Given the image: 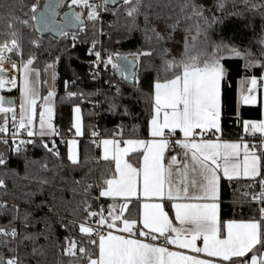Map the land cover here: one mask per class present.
Masks as SVG:
<instances>
[{"label": "snow or ice", "instance_id": "6c2138e0", "mask_svg": "<svg viewBox=\"0 0 264 264\" xmlns=\"http://www.w3.org/2000/svg\"><path fill=\"white\" fill-rule=\"evenodd\" d=\"M247 3L248 0H245ZM60 0H49L43 6L40 0H34L29 10L24 13L29 19L21 20L14 15L17 4L7 5L13 11L9 12V31L5 33L8 39L0 43V89L6 85L17 86V78L12 76L6 79L7 70L4 68L6 62H11L14 70L20 71L19 90L22 97L20 105V117L17 120L15 114L14 101H5L0 96V113L4 114V123L0 125V143L8 145L9 133L7 114L11 113L12 127L15 131L11 132L12 147L11 151L15 155L26 152L27 145L34 144V140L16 139L21 129L25 130L29 137L39 135H54L56 130L53 126V107L51 106L54 91H49L46 97H43L44 106L39 113V130L33 131L36 118V104L38 90L36 80L39 77V71L30 67L33 64V58L26 61L21 58L18 68L15 61H11L6 53H15L21 55V46L19 43L20 34L13 29V23L16 21L24 27L30 25L37 32H43L52 27V14L55 7H58ZM117 4V0H102L101 3H89V0H71V5H76L86 9V20L96 22L100 19L101 10L118 14V9L109 8L108 5ZM142 0H122L121 7L125 8L127 17L131 18L133 23L128 25V30L132 31L135 19L140 15ZM69 6V13H65V23H75V26L83 30L86 27L84 12L72 11ZM151 7V5H147ZM23 9L24 5L19 4ZM181 12L186 9L191 11L185 14L186 20L198 18L195 28L196 35L192 36V44H189L190 29H185L184 51L179 58L172 57L168 59L169 49H163L160 56L161 66L157 77L152 83V111L149 125L150 139H103L99 144L103 145V154L101 159L109 164H114V168L106 169L102 173V185H95L100 188L99 196L108 197L116 200L120 198L124 201L121 204H109L107 215L105 209L101 206L99 212L92 211L87 198L81 201L84 221L79 224L80 233L86 234L84 240L78 247L77 242L65 237V247L63 253L74 257L77 252L82 260L87 264H264V174H262V157L264 149L260 154L255 150L256 145L250 149L249 144L243 142H230L222 140L220 123V96L221 85L227 77V69L223 61L229 58H239L244 61L245 71L252 68L264 70V60L253 59V53L250 50H241L221 38L219 41H212L210 31L213 26L223 21L212 16H205L206 9L203 4L196 3V0H184L180 6ZM218 10L223 9V4L217 0ZM264 8V4L251 5V10ZM234 14V13H233ZM159 18V17H157ZM145 39L151 40L148 36L149 18L144 14ZM202 21V23L200 22ZM180 21L166 24L171 32H174ZM111 26V25H110ZM157 41L164 40V36L156 30L150 29ZM171 32L168 38L171 39ZM61 35H68L63 29H60ZM203 37L199 40V37ZM72 39H76L75 33H72ZM199 42L201 50L193 54L196 43ZM34 45L37 40L31 41ZM89 49L90 54H94L96 61L94 63L103 64L105 70L111 66L113 75H118L124 81H131L133 86L139 83L138 70L142 56H151V52L137 51L127 55L119 52H108L106 58L101 57L99 51ZM264 45V39L260 41ZM211 48L209 52L208 49ZM261 56H264V48L261 50ZM52 67V65H48ZM161 72L163 76H161ZM98 75V73H94ZM55 78V74L53 76ZM264 80V71L259 78ZM243 85L250 84L246 88L248 94L242 95L245 104L255 103V92L258 85L256 76L245 77L241 82ZM119 93V88H117ZM76 93L69 92L72 97ZM5 104L8 107H5ZM76 113L74 127L76 134H81L80 109H73ZM127 114V112H125ZM239 119V117H238ZM243 130L248 134L260 133L264 135V119L260 121L244 120ZM178 131L182 138L178 137ZM207 133L216 137L205 138ZM122 135L114 133V135ZM93 136L98 133L93 132ZM199 137V139H197ZM73 148L69 149L68 160L72 165H78L79 160L74 151L75 141L69 142ZM93 143H97L93 141ZM123 143L124 147H121ZM42 147L55 156H59L58 151L49 148L46 143ZM179 149V152H177ZM176 152V155H168L169 151ZM130 154H136L142 158L141 162L133 165L129 159ZM178 157H180L178 159ZM35 163V161H33ZM8 160L3 153H0V168H7ZM28 167V161L25 160V168ZM46 168L47 166L44 165ZM13 175H17L15 170H11ZM223 178L229 182L240 178H245L253 182H258L260 192L252 194V200L261 204L259 208L260 218L255 217L249 220H228L222 221L219 216V182ZM191 174V178H189ZM4 175H8L5 171ZM27 178V177H25ZM257 178L259 180L257 181ZM46 183V181H41ZM80 185L81 181H73ZM93 184H85L83 191L87 197ZM254 183H249L248 188H254ZM0 189H5L7 195V185L4 179H0ZM73 193L76 189L71 190ZM245 196L249 193H244ZM135 197L140 203V211L136 218H130L125 215L129 209L131 199ZM53 199L55 197L53 196ZM99 199V197H93ZM158 199L160 202H151ZM170 202L175 210V220L179 226L173 223L169 214L164 210L163 201ZM43 205H38V207ZM9 205L6 201H0V215L8 210ZM14 209L11 218L7 224L0 225V247L7 248L10 255L5 256L0 253V264H22L15 247H10L22 237L21 243L30 240L35 244L38 238L37 234L21 233L15 227L17 220L25 228L29 226L31 213H25L21 218L19 208L12 205ZM118 209V211H117ZM49 212L54 209L49 207ZM80 211V207L73 209V213ZM93 220L95 226L87 224V221ZM61 227L67 230L68 225L62 221ZM73 227L75 221H69ZM51 228V224L46 225ZM45 239H48L45 236ZM163 239L168 245H175L181 249H188L197 255H187L179 251H172L168 247L160 245L158 241ZM201 241L202 246L197 242ZM88 245V247L85 246ZM37 248H32V254H37ZM203 254L205 258H200ZM216 258V259H212Z\"/></svg>", "mask_w": 264, "mask_h": 264}, {"label": "trees", "instance_id": "16d2710c", "mask_svg": "<svg viewBox=\"0 0 264 264\" xmlns=\"http://www.w3.org/2000/svg\"><path fill=\"white\" fill-rule=\"evenodd\" d=\"M45 0H40L42 6ZM34 0H0V39L9 38L5 35L9 31L7 24L9 12L13 10L7 5L17 4L14 15L21 20L29 19L24 13L29 10ZM184 0H142L140 15L135 19L132 31L128 30V25L133 23L127 17L125 8L118 4V14L113 15L110 11L104 16L101 25L102 34H99V27L93 22L87 21L86 27L76 33L73 40L65 35L61 40L51 36H38L32 30V22L28 27H24L16 21L13 29L20 34L19 43L21 55L9 53L11 61H15L20 66V60L25 61L33 58L31 67L39 71V97L36 104V116L40 111V105L46 94V71L45 68L51 63H56L55 96L53 100V126L56 130L55 137H60L63 145L59 147V156H55L42 147L43 143L48 146L53 143L48 138L35 137L34 144L27 145V151L20 155H15L11 151V145L0 143V153H3L8 160L7 168H0V179H4L7 185V195L5 189H0V201H6L9 205L8 210L0 215V225L7 224L14 211L12 205L19 208V215L31 213L29 226L27 228L17 220L15 227L19 232L37 234L38 238L33 244L30 240L21 243L22 237H18L10 247H15L22 264H87L82 260L80 254L74 257L63 253L65 237L72 238L79 245L86 240V234L80 233L79 223L84 221L85 213L81 201L87 198L92 211H97L105 202L96 197L98 187L102 185V173L106 169L114 168L113 164L105 161L98 163L91 162L93 156H98V148L93 143L90 134L95 128L100 129L102 137L114 136L120 133L125 138H143L147 136L148 121L152 111V83L157 77L161 66L160 56L163 49H169L168 59L179 58L184 51L185 29L189 28V44H192V36L196 35L195 24L198 18L186 20L185 14L190 12L186 9L181 12V5ZM223 4V9L216 7L217 0H196V3L203 4L206 9L204 15L211 18L216 16L223 22L217 23L210 31L212 41H225L237 46L241 52L250 50L254 55L253 59L264 60L261 50L264 45L260 43L264 39V8L251 10V5L264 4V0H219ZM24 5L23 9L19 4ZM64 1L61 4V11L65 10ZM147 5H151L148 7ZM110 8V7H109ZM77 12L78 9H75ZM147 13L149 23L148 36L152 39H145V20L144 14ZM234 13V14H233ZM159 17V18H157ZM180 21L174 32L166 27V24ZM202 23V21H200ZM111 25V26H110ZM155 27L165 38L157 41L150 29ZM171 32V39L168 33ZM72 35V34H70ZM33 39L37 44L31 43ZM202 40L203 37H199ZM101 41L104 56L108 52H119L127 55L137 51H150L151 56H142L138 70L139 83L134 86L124 83L115 75H103V83L99 87L92 80L95 66L92 57L87 54L90 45L95 41ZM201 50L199 42L193 49V54ZM208 51H211L209 47ZM227 69V77L221 85V128L222 140H239L242 133L241 123L243 120L259 118V105L256 107H242L237 113L236 110V85L237 81L243 77L256 76L262 74V69L252 68L245 71L244 61L239 58H229L223 61ZM161 76L163 73L161 72ZM99 88L101 91V110L98 112L88 103L93 102L98 97ZM119 88V93H117ZM73 92L77 95L69 97L68 93ZM78 106L80 109L82 135L78 140V165H72L67 158L66 141L73 134L72 131V109ZM127 112V114H125ZM100 113V114H99ZM239 117V119H238ZM7 118L9 115L7 114ZM4 123V114L0 113V124ZM55 142V141H54ZM137 156H135L136 158ZM28 167L25 168V160ZM264 159V157H263ZM35 161V163H33ZM137 164V162H135ZM44 165L47 167L45 168ZM11 170H15L17 175H13ZM7 171L8 175H4ZM264 174V169H262ZM27 177V178H25ZM81 181L76 185L73 181ZM46 181V183H41ZM93 184L90 194L85 196L83 188L85 184ZM250 180H228L221 179L219 185L220 199V219L228 220H249L255 217L260 218L258 207L250 202L252 194L256 192L254 188H248ZM76 189L73 193L71 190ZM249 193L245 196L244 193ZM53 196L55 199H53ZM38 205H43L38 207ZM80 207V211L73 213V209ZM49 207L54 210L49 212ZM132 208V207H131ZM132 217V214H129ZM68 225L67 230L61 227V223ZM69 221H75L73 227ZM51 224V228L46 225ZM45 236L48 239H45ZM86 247L88 245L85 244ZM37 248V254H32V248ZM0 253L5 256L10 255L7 248L0 247Z\"/></svg>", "mask_w": 264, "mask_h": 264}, {"label": "crops", "instance_id": "0c3cea01", "mask_svg": "<svg viewBox=\"0 0 264 264\" xmlns=\"http://www.w3.org/2000/svg\"><path fill=\"white\" fill-rule=\"evenodd\" d=\"M17 63V62H16ZM17 66H18V63H17ZM31 67V66H30ZM18 68H19V66H18ZM18 73H19V71H18ZM262 75V74H261ZM261 75L259 76V77H257L258 78V81H260V83H261V86H260V88H257L256 90H255V92L254 93H252L253 95H255V97H256V100H255V103H253V104H245L244 102H243V100H242V95H246V94H248L247 92H246V88H248V87H250L251 85L250 84H248V85H243V84H241L240 82L245 78V77H243V78H241V79H239L238 81H237V85H236V110H237V113H239V111H240V109L242 108V107H256V106H260L259 107V118H254V119H248V120H253V121H260L261 119H264V80H260L259 78L261 77ZM18 77H19V75H18ZM18 80H19V78H18ZM46 80V79H45ZM38 86H39V81H38V78H37V80H36V88H37V90H38ZM18 89H19V85L17 86V94H18ZM38 93H39V90H38ZM54 93H55V88H54ZM55 96V95H54ZM38 97H39V95H38ZM37 100H38V98H37ZM53 100H54V98H53ZM220 106H221V96H220ZM220 110H221V107H220ZM39 114V113H38ZM37 117L38 116H36V118L35 119H37ZM220 120H221V118H220ZM244 121V120H243ZM243 121H242V123H241V126H242V133H243V135H242V137H243V142H246V143H248V139L246 138V136H249V135H256V136H258L259 138H261V141H262V143H261V150L262 149H264V135H262V134H260V133H255V134H248V133H245L244 132V130H243ZM81 127H82V124H81ZM72 131H73V128H72ZM82 131V130H81ZM57 134V133H56ZM56 134H54V135H52V137L53 136H55ZM73 135V134H72ZM71 135V136H72ZM70 136V137H71ZM178 137L179 138H182V134H180L179 133V131H178ZM241 137V138H242ZM44 138H46V137H44ZM81 138V136L80 137H78L77 138V141L79 140ZM151 137L149 136V125H148V130H147V136L146 137H143V138H125V137H122L121 135H114V136H108V137H103L100 141H102L103 139H116V140H120V141H123V140H128V139H150ZM241 138L239 139V140H235V141H230V142H240L241 141ZM197 139H199V137L197 138ZM228 141V140H227ZM77 144H78V142H77ZM121 147H124V145H123V143H121V145H120ZM77 147H78V145H77ZM250 147V146H249ZM250 149H252L251 147H250ZM255 150L257 151V153L258 154H260V152H259V149H257V148H255ZM66 153H67V150H66ZM102 154H103V145L102 144H98V158H99V160L100 161H103L102 159H101V157H102ZM168 155H173L172 153H171V151H169V153H168ZM135 156H137L136 154H130V157H126V159H129L130 160V162L131 163H133V165L135 166V165H137L135 162H141L142 161V158H140V157H136L135 158ZM77 157H78V155H77ZM68 158V157H67ZM180 157H178V159H179ZM113 166H114V164H113ZM261 171H262V169H261ZM263 172V171H262ZM189 178H191V174H189ZM221 179H225V178H223V176H222V173H221ZM259 178H257V180H258ZM225 180H227V179H225ZM237 180H248V179H245V178H240V179H237ZM219 185H220V182H219ZM99 192H100V188H99V191H98V195H99ZM99 198L102 200V201H104L105 202V206H104V209H105V215H107V209H108V205L109 204H113V203H116V204H121V203H124V201L122 200V199H120V198H117L116 200H113L112 198H108V197H100L99 196ZM144 201H143V199H141V201L138 203L137 202V200H136V198L135 197H133L132 199H131V203L129 204V209L128 210H126V212H125V215H129V214H132L131 216L132 217H130V218H136L137 217V215H138V213H139V211H140V203H143ZM151 202H160L158 199H154L153 201H151ZM219 205H220V199H219ZM163 206H164V210L169 214V218L170 219H172L173 220V223L176 225V226H179V224H178V221H176L175 220V210L171 207V204H170V202H168L166 199L163 201ZM132 207V208H131ZM117 211H118V209H117ZM219 214H220V207H219ZM130 216V215H129ZM197 244H198V246H202V242L201 241H198L197 242ZM170 250H172V251H179V252H181V253H184V254H187V255H197V254H195V253H192L190 250H188V249H181V248H178V247H176L175 245H169V247H168ZM200 255V258H205L204 256H203V254H199ZM212 259H216V258H212Z\"/></svg>", "mask_w": 264, "mask_h": 264}, {"label": "built area", "instance_id": "2783aa9c", "mask_svg": "<svg viewBox=\"0 0 264 264\" xmlns=\"http://www.w3.org/2000/svg\"><path fill=\"white\" fill-rule=\"evenodd\" d=\"M102 0H89V3H101ZM71 5V0H66V3H65V10L69 8V6ZM71 8H74V9H77V8H80V7H77L76 5H71ZM87 11V10H86ZM107 12H104L101 10L100 12V19L96 22V24L98 25L99 27V34L101 36L102 34V31H101V25L102 23L104 22V16ZM91 22V21H90ZM68 37L70 36V34L67 35ZM89 49H93V43L90 45V47L88 48L87 50V54L89 56L92 57V60H93V64L95 66V69H94V73H98V75H94L93 73V76H92V80L99 85V87L101 86V84L103 83V75L105 74V72H109V75H113L112 73V69L111 68H108L107 70H105L103 64H97V63H94L96 61V57L94 54H90L89 52ZM94 51H99L101 53V57L103 58V50H102V45H101V41L99 40V42L95 43V47H94ZM6 55L9 56V53H6ZM111 69V70H110ZM261 86V83L260 81H258V85H257V88H260ZM4 97V99L6 100V98H9L10 96L13 97L14 99V104H15V114H16V117H17V120L19 119L20 117V105H21V99L18 95L12 93V91H9V92H5L4 95H1ZM98 100H95L93 102H89L90 105L93 106L94 109H96L98 112H100V109H101V106H100V100H101V91H100V88H99V92H98ZM5 107H8V105H5ZM100 114V113H99ZM9 115V118H8V128H9V133L7 135V138L9 140V143L10 145L12 146V139H11V132L12 131H15V129L12 127V120H11V113H8ZM3 123H1L0 125H2ZM93 132H96L98 133L97 136H93L92 133ZM0 135H4V134H0ZM219 135V134H217ZM36 136H33V137H29L26 133L25 130L21 129L20 132H19V135L16 139V143L19 144V141L20 140H28V139H34ZM90 137L92 138L93 141H96L97 143H95L96 147L98 148V144L100 142V140L103 138L101 133H100V129L97 127L95 128L94 131L91 132L90 134ZM205 138H212V139H215L216 137L212 136L211 133H207ZM246 138L248 139V144L249 146L252 148L253 145H256V148L259 149V152L261 151V138H259L258 136L256 135H249V136H246ZM51 142V143L48 147L49 148H53V145H55L54 147V151H58L59 152V147L63 145V141L60 137H55V138H48ZM55 141V142H54ZM171 151V150H170ZM177 152H179V149H177ZM173 155H176V152H171ZM91 162H96L98 163L99 162V158L98 156H93L91 158ZM262 169H264V159L262 157ZM259 180V179H258ZM257 180V181H258ZM254 189L256 190L255 193H259L260 192V186H259V183L258 182H254ZM98 191H99V187H98ZM98 191H97V195L96 197H99L98 195ZM254 193V194H255ZM250 202L255 204L257 207H258V210L259 208L261 207V204H259L258 202L256 201H253L252 198L250 199ZM100 208H98L97 212H99ZM260 214V213H259ZM83 222V221H80L78 222L79 224ZM87 224L88 225H91V226H95L93 220H89L87 221ZM69 238V237H68ZM69 239H72V238H69ZM158 243L160 245H163V246H166V247H169L168 244H166V242L161 239L160 241H158Z\"/></svg>", "mask_w": 264, "mask_h": 264}, {"label": "rangeland", "instance_id": "374dc122", "mask_svg": "<svg viewBox=\"0 0 264 264\" xmlns=\"http://www.w3.org/2000/svg\"><path fill=\"white\" fill-rule=\"evenodd\" d=\"M77 9H78L77 12H84V15H85V18H86V13H87L86 9H82V8H77ZM69 38H72V35H70ZM5 39H8V38H1L0 39V43H2ZM106 56H104V54H103V58H106ZM7 63H8L7 64V67H4V68H9L8 69L9 72L12 73L13 75H16L17 74L16 75V78H17V86L20 85V75H21L20 71L18 73V70L12 69L11 62H7ZM49 65H52V67H48V65H47V67L45 68V71H46V80H45L46 94L44 95V97H46L48 95V92L49 91H54V88H55V81H56V63H51ZM109 68H111L110 65H109ZM54 74H55V78H53ZM105 74H108L109 75V72H105ZM18 75H19V77H18ZM18 78H19V80H18ZM17 86L14 88V90H12V93L18 95L20 97L21 103H22V97H21L20 90L18 89V94L16 93L17 92L16 91L17 90ZM4 93H5L4 91L2 92L0 90V96L1 95H4ZM53 98H54V96L52 97V101H51V106L52 107H53ZM96 100H98V98ZM101 101L102 100H100V106H101ZM89 102H92V101L90 100ZM43 106H44V100H42V102H41L40 111H42ZM76 107H78V106H75L74 108H76ZM91 107L93 108L92 105H91ZM73 109H72V128H73V135L71 137H69L67 139V141H66L67 157H68V154H69V149L70 148H73V145H71L69 143L70 141H75L76 142L75 145H74V151L78 155V147H77V145H78L77 142L78 141H77V138L82 135V131H81V134L80 135H77L76 134V129L74 127L76 113L73 111ZM40 111H39V113H40ZM37 116H38L37 119H35V121H34L33 131H37L38 132V130H39V114ZM79 116H80V113H79ZM80 122H81V116H80ZM81 130H82V127H81ZM35 136L36 137H39V138H44V137H46V138H52V135H45L43 137H41L39 135H35Z\"/></svg>", "mask_w": 264, "mask_h": 264}, {"label": "water", "instance_id": "95a60500", "mask_svg": "<svg viewBox=\"0 0 264 264\" xmlns=\"http://www.w3.org/2000/svg\"><path fill=\"white\" fill-rule=\"evenodd\" d=\"M66 1V0H60L59 6L55 7L53 10V14H52V27L50 29H46L43 32H37L33 27L32 30L40 37H44V36H51L55 39L61 40L65 35H61L60 33V29H63V31L65 33L68 34H72V33H78L80 31V27L75 26V23H65L64 22V17H65V13H69V8L66 10L61 11V4ZM49 0H45L42 4V6L45 3H48ZM122 3V0H117V4L112 5L109 4L108 7L110 8H114L116 7L118 4ZM72 11H75L74 8H71ZM76 12V11H75ZM34 23V22H32ZM119 80H122L118 75H115ZM124 83L133 86L131 81H124L122 80ZM8 100H12L14 101L13 97L10 96L9 98H6L5 101ZM7 105V104H5Z\"/></svg>", "mask_w": 264, "mask_h": 264}, {"label": "bare ground", "instance_id": "6f19581e", "mask_svg": "<svg viewBox=\"0 0 264 264\" xmlns=\"http://www.w3.org/2000/svg\"><path fill=\"white\" fill-rule=\"evenodd\" d=\"M7 62L4 64V67H7ZM6 70H7V77H6V79H11L12 78V76H15L16 77V75H13L12 73H10L9 72V68H5ZM14 88L15 87H12L11 85H6L4 88H2V89H0L2 92L4 91V92H9V91H12V90H14Z\"/></svg>", "mask_w": 264, "mask_h": 264}]
</instances>
